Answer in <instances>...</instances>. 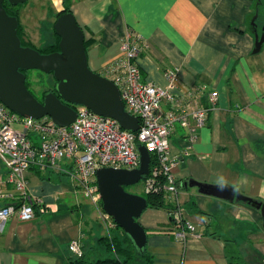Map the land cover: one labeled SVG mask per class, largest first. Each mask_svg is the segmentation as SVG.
I'll use <instances>...</instances> for the list:
<instances>
[{"label": "crops", "instance_id": "crops-1", "mask_svg": "<svg viewBox=\"0 0 264 264\" xmlns=\"http://www.w3.org/2000/svg\"><path fill=\"white\" fill-rule=\"evenodd\" d=\"M47 1L55 7L53 15L65 8L75 15L95 72L120 56L122 39L132 33L148 42L137 58L143 80L166 88L167 71L178 68L174 93L193 106H204L209 93L218 92L195 142L180 124L170 135V153L178 160L174 174L182 186L177 203L198 234L179 241L168 210L148 206L138 220L148 234L150 264H264L262 211L190 185L225 184L264 203V43L260 52L253 51L255 32L261 34L264 26L262 1ZM52 35L44 46L54 41ZM170 108L163 104L164 111ZM63 169L27 172L29 194L38 199L35 215L25 221L14 215L5 224L0 264H64L73 255L70 242L87 243L93 234L89 197L77 176ZM6 176L0 158V191L11 188ZM11 201L0 198V206Z\"/></svg>", "mask_w": 264, "mask_h": 264}, {"label": "built area", "instance_id": "built-area-1", "mask_svg": "<svg viewBox=\"0 0 264 264\" xmlns=\"http://www.w3.org/2000/svg\"><path fill=\"white\" fill-rule=\"evenodd\" d=\"M147 47L148 42L141 37L126 34L121 42L120 56L100 72L118 87L126 110L139 118L138 131L123 129L116 119L101 116L83 105L74 106L77 118L73 123L60 126L50 116L23 117L0 100V158L6 164V182L11 186L0 191V198L12 199L0 206V232L14 215L23 221L35 215L34 203L38 199L30 196L26 175L31 168L58 170L63 169L62 163L66 162L63 170L76 175L86 196L100 206L98 169L138 168V145L144 144L153 164L142 180L143 193H162L171 206L168 212L176 225L175 237L179 241L187 242L197 236L196 224L184 218L177 203L182 186L174 174L178 160L170 153V135L175 125L180 124L188 129L189 140L195 142L200 127L205 125L217 102L218 92H210L204 106H193L191 101L182 104L183 99L174 93L179 80L178 68L167 71L166 88L143 80L137 58ZM164 103H169L171 108L164 111ZM103 214L108 228H114L115 222L110 215ZM69 249L74 256L83 254L78 240L70 242Z\"/></svg>", "mask_w": 264, "mask_h": 264}, {"label": "water", "instance_id": "water-1", "mask_svg": "<svg viewBox=\"0 0 264 264\" xmlns=\"http://www.w3.org/2000/svg\"><path fill=\"white\" fill-rule=\"evenodd\" d=\"M0 0V100L12 111L23 117L41 118L50 116L60 126H67L77 118L74 106L83 105L95 113L114 118L120 127L138 131L139 118L130 114L122 100L118 87L89 66L85 46V33L72 12H64L55 21L54 28L60 37L59 50L41 53L37 48L22 45L18 35L20 20L10 15ZM12 5H21L28 0H8ZM258 12L253 18V24ZM264 43V26L260 34L255 32L254 52H260ZM27 70L52 73L56 79L57 94L53 91L38 99L26 84ZM140 166L115 169L103 167L96 173L102 207L129 236L139 253L147 248L148 234L139 218L148 208L146 196L126 189L137 184L150 173L151 154L144 144L138 145ZM187 184H185L186 186ZM221 198L239 200L262 211L264 203L254 200L240 191L223 184L211 186L190 182Z\"/></svg>", "mask_w": 264, "mask_h": 264}, {"label": "trees", "instance_id": "trees-1", "mask_svg": "<svg viewBox=\"0 0 264 264\" xmlns=\"http://www.w3.org/2000/svg\"><path fill=\"white\" fill-rule=\"evenodd\" d=\"M261 1L264 2L263 0ZM21 5L15 6L12 5L8 0L4 1V6L7 9V12L10 15L17 16L20 20L18 35L21 38L22 45L33 47L34 45L32 41L28 38L25 31V27L21 22V16H20V9L22 7ZM64 12H71V10L69 8H65L63 11L57 13L56 18H58ZM54 24L55 22L53 23V28H52L54 41L45 47L38 48V50L41 53H51L59 50L60 37L57 35L55 31ZM86 45H87V41H85V46ZM27 71H25V73ZM152 164H153V158H152ZM145 196L148 199L149 206L153 208H166L167 210L171 209V206L167 202H165V199L161 192L149 193L147 195L145 194ZM37 204L38 203H34V209L37 206ZM116 229L120 230V235L118 233V230ZM110 230L111 231L108 234L100 236L94 244L87 245L86 243H82L83 254L81 256L72 255L68 260H66L64 264H130L131 261L138 262V260L140 261L149 260L147 248L144 250V252L139 253L137 248L133 245L129 236L123 231L122 228H120L118 225L115 224L114 228ZM116 231L117 233L115 234Z\"/></svg>", "mask_w": 264, "mask_h": 264}, {"label": "rangeland", "instance_id": "rangeland-1", "mask_svg": "<svg viewBox=\"0 0 264 264\" xmlns=\"http://www.w3.org/2000/svg\"><path fill=\"white\" fill-rule=\"evenodd\" d=\"M21 6H22L20 9L21 21L29 26L28 31L31 34L34 41L33 47L37 49L42 48L48 42L46 38H48V36L50 37L51 33L53 32L52 28H53V23L56 21L55 19L56 13L53 15L52 11L55 12L56 10L53 9L54 6H52V2L51 1L48 2L47 0H28L27 3ZM260 7L261 10L263 11L264 2L260 3ZM49 8L52 9L50 10V13L48 12ZM51 23L52 26L50 28ZM26 75H27L26 81L28 88L32 91L34 95H37L39 97L45 90H48L50 87H54L56 84V79L54 78V75L52 73L46 74L39 70H29L26 72ZM17 127L20 128V126ZM129 191L132 193L145 196L142 190V181H139L137 184L130 186ZM85 202L86 205L90 206L91 209V210L89 209L90 212L87 218H90V221L93 224V227H89V229L93 231V234H91L90 237H88L86 243L87 245H91L97 241V239L100 237L101 234L104 233L106 234L107 232L109 233L111 230H109L107 226L106 218L103 214V212L105 211L103 210L102 204L100 206H96L93 203H91V200H89V198L86 199ZM116 230H118V233L120 235V230L119 229ZM116 233L117 231L115 232V234ZM130 264H150V262L149 260L147 261L138 260V262L131 261Z\"/></svg>", "mask_w": 264, "mask_h": 264}, {"label": "flooded vegetation", "instance_id": "flooded-vegetation-1", "mask_svg": "<svg viewBox=\"0 0 264 264\" xmlns=\"http://www.w3.org/2000/svg\"><path fill=\"white\" fill-rule=\"evenodd\" d=\"M56 83H57V81H56ZM50 91H53V92H55V93L57 94L56 86H54V87H50L48 90H45V91L41 94L40 97L37 96V95H36V97H38V99H40L41 101H43V99H44V95H45L47 92H50ZM126 189L129 190V189H130V186L126 187ZM103 210H104V209H103ZM112 219H113V218H112ZM113 221H114V220H113ZM115 224H116V223H115Z\"/></svg>", "mask_w": 264, "mask_h": 264}]
</instances>
